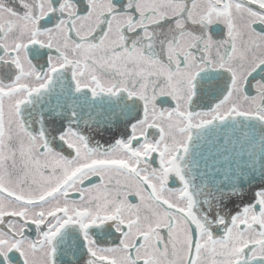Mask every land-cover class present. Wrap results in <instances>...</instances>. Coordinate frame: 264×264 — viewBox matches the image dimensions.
Wrapping results in <instances>:
<instances>
[{
    "label": "snow or ice",
    "instance_id": "obj_1",
    "mask_svg": "<svg viewBox=\"0 0 264 264\" xmlns=\"http://www.w3.org/2000/svg\"><path fill=\"white\" fill-rule=\"evenodd\" d=\"M0 264H264V0H0Z\"/></svg>",
    "mask_w": 264,
    "mask_h": 264
}]
</instances>
